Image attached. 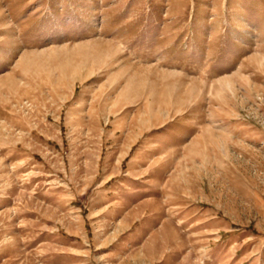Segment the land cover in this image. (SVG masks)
Returning <instances> with one entry per match:
<instances>
[{"label":"rangeland","instance_id":"rangeland-1","mask_svg":"<svg viewBox=\"0 0 264 264\" xmlns=\"http://www.w3.org/2000/svg\"><path fill=\"white\" fill-rule=\"evenodd\" d=\"M0 264H264V0H0Z\"/></svg>","mask_w":264,"mask_h":264}]
</instances>
